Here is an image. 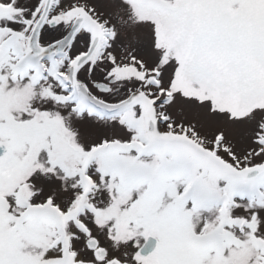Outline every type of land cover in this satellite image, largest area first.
Masks as SVG:
<instances>
[{
	"label": "snow or ice",
	"instance_id": "snow-or-ice-1",
	"mask_svg": "<svg viewBox=\"0 0 264 264\" xmlns=\"http://www.w3.org/2000/svg\"><path fill=\"white\" fill-rule=\"evenodd\" d=\"M0 264H264V0H0Z\"/></svg>",
	"mask_w": 264,
	"mask_h": 264
}]
</instances>
